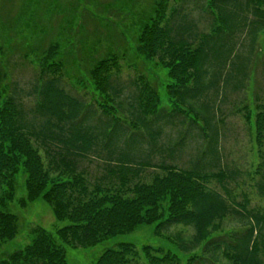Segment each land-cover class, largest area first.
<instances>
[{
  "label": "trees",
  "instance_id": "trees-1",
  "mask_svg": "<svg viewBox=\"0 0 264 264\" xmlns=\"http://www.w3.org/2000/svg\"><path fill=\"white\" fill-rule=\"evenodd\" d=\"M112 1L97 13L121 15ZM171 1L153 0L136 23V41L139 55L168 70L172 83L166 94L174 108L160 106L157 90L144 77L133 80L131 88L116 78L126 42L114 30L121 43L115 52L111 46L100 52L105 46L101 35L79 40L82 64L98 94L92 103L62 87L70 62L59 43L39 53L37 75L27 93L34 98L32 113L23 108L17 92L0 97V247L18 233L17 218L7 208L20 170L26 177V201L41 199L56 221L69 223L54 235L37 228L30 243L0 264H67L64 246L92 248L140 225H155L156 236L177 226L191 228L189 239L176 233L172 240L184 255L191 254L187 264H264V210L248 208L245 197L237 202L228 188L241 173L222 162L218 109L209 97L222 86L231 83L237 89L247 80L257 37L264 32V0H206L199 7L209 21L203 31L184 11L185 0H174L181 5L178 9ZM123 2L121 10L135 5ZM88 17L101 26L94 14ZM109 30L111 26L106 41ZM253 109V118L245 104L236 113L254 130L260 159L254 186L264 198V105ZM168 129L179 138L163 144ZM192 131L202 147L197 157L188 167L167 161L188 147ZM40 151L48 159L47 168ZM87 160L100 161L107 169L100 184H89L80 166ZM228 217L246 229L213 237ZM196 251L201 255L193 256ZM141 253L147 264H179L178 256L169 252L145 246ZM137 256L132 244L122 243L106 249L95 264H131Z\"/></svg>",
  "mask_w": 264,
  "mask_h": 264
},
{
  "label": "rangeland",
  "instance_id": "rangeland-1",
  "mask_svg": "<svg viewBox=\"0 0 264 264\" xmlns=\"http://www.w3.org/2000/svg\"><path fill=\"white\" fill-rule=\"evenodd\" d=\"M133 1L135 5L121 10L125 3L123 0L118 2L115 0L117 3L115 9L120 11L121 15H119L115 11L97 13L100 8H103V5L110 3L111 0H0V97L17 92V97L22 102L23 108L28 114L32 113L34 98L27 93L30 92L37 75L36 65L41 57L39 53L46 51L50 45L59 43L61 54L65 53L70 62L68 73L66 72L61 81L62 87L86 103H92L94 99L98 98V94L84 68L85 65L82 64L79 40L89 36L94 39L98 34L103 40L101 45H105L100 49V52L109 46L115 52L116 47L121 46L117 37L123 34L126 46L121 51L125 57L119 63L120 71L115 74L118 76L116 78L130 87L129 84L133 80L136 81L140 77H144L151 87L153 86L157 90L160 106L168 110L174 108L173 101L169 100L166 94V86L172 83L168 76V70L163 68L156 59L143 58L137 50L136 23L139 18H143L144 12L149 10L148 7L153 0H136L137 2L131 0V2ZM111 4H114V0ZM204 5H206V0H185L183 7L184 11L190 13V17L197 21L201 31L206 30L209 23L199 8ZM170 6L178 9L181 5L172 0ZM90 14L95 15L101 26H97L94 21L89 20L88 15ZM66 22H69L71 26L67 27ZM110 26L112 30H109V37L106 41L104 39L108 35L106 30ZM237 41L241 45V39L237 38ZM87 44L88 42H84L83 46ZM101 56L102 54L95 55L96 59ZM251 57L248 78L241 86L234 89V84L230 83L220 87L216 96L209 93V97L212 98L214 106L218 109L216 120L219 122L217 128L221 136L219 150L222 162L241 173L235 184H230L228 188L237 202H241L245 197L249 203L248 208L262 211L264 210V198L257 194L254 186L258 180L254 172L260 163L254 142V130L240 114L236 113V110L245 104L252 111L251 118H253L255 104L264 105V32L258 35ZM121 117L124 121L127 120L124 116ZM196 134L197 131H192L189 135L190 144L184 148L176 160L173 162L170 159L165 158V160L177 166L188 167V162L196 158L202 149ZM174 136L175 133L169 129L166 130L162 138L163 144L174 140L176 138ZM178 138L175 139V142ZM39 155L44 168H47L48 159L45 158L43 151H40ZM158 160L159 158L155 156L154 161ZM80 166L88 176V181L91 182L89 184H100L101 180L98 179L103 180L107 173V169L97 160L83 161ZM54 176L52 175V177ZM144 176L146 180L149 178L147 174ZM25 178L24 171L20 170L14 179V197L9 202L7 211L16 216L18 233L13 240L1 245L0 259L6 258L9 254L30 243L33 231L37 228H42L54 235L57 229L69 225L67 221H56L50 207L41 199L33 202L26 201ZM94 181L95 183H93ZM98 181L99 183H97ZM211 188L218 190L215 184H212ZM218 226L219 231L213 237H226L246 229L243 222L233 217L224 219ZM154 232L155 225H140L128 234L105 240L92 248L72 249L64 246L66 263L95 264L106 249L115 248L122 243L132 244L137 251L138 256L131 264H147L141 253V249L145 246L159 250L162 254L169 252L178 256L179 264L188 263L191 254L184 255L172 240L176 233H181L184 238L189 239L193 233L191 228L177 226L162 236H156ZM192 255L198 257L201 252L196 251ZM221 264L229 263L222 261Z\"/></svg>",
  "mask_w": 264,
  "mask_h": 264
}]
</instances>
